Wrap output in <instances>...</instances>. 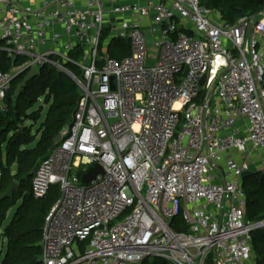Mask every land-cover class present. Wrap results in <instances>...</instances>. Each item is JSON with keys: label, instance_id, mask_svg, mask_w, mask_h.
Here are the masks:
<instances>
[{"label": "built area", "instance_id": "1", "mask_svg": "<svg viewBox=\"0 0 264 264\" xmlns=\"http://www.w3.org/2000/svg\"><path fill=\"white\" fill-rule=\"evenodd\" d=\"M0 51L15 57L0 111L45 64L81 90L32 174L33 197L60 193L41 264L253 263L264 217L247 218L242 173L264 172V12L229 24L200 0H0Z\"/></svg>", "mask_w": 264, "mask_h": 264}, {"label": "trees", "instance_id": "2", "mask_svg": "<svg viewBox=\"0 0 264 264\" xmlns=\"http://www.w3.org/2000/svg\"><path fill=\"white\" fill-rule=\"evenodd\" d=\"M201 4L214 10L221 20L233 24L244 16H254L264 9V0H200ZM110 54L120 57L125 53L124 44L113 43ZM75 59L78 54L74 55ZM12 60L5 56L0 59V70L9 69ZM66 67L77 77L80 71L73 63ZM23 75L14 79L5 97L6 108L0 111V192L12 180H18L17 191L12 198L0 201V224L6 217L8 209L18 200L9 222L4 229L6 251L0 264H23L37 257L41 248L40 239L44 217L56 199V191L42 198H35L31 193V179L34 169L47 156L54 146L53 139L70 120L75 111L81 90L77 83L66 73L60 72L51 64H45L39 74L27 82L16 101H12L15 85ZM47 105L43 120L36 133L32 127L22 124L23 119L37 121L42 107L34 110L37 102ZM13 106L9 111L8 106ZM33 109V110H32ZM32 110L31 114H27ZM39 135L36 138V135ZM14 166V170L12 167ZM244 186V184H243ZM246 193V215L251 220L264 217V172L257 171L250 176V186L244 187ZM178 216L174 228L185 226ZM254 263L264 264V228L254 230L251 235ZM37 264H41V261ZM143 264H165L163 260L148 259Z\"/></svg>", "mask_w": 264, "mask_h": 264}, {"label": "water", "instance_id": "3", "mask_svg": "<svg viewBox=\"0 0 264 264\" xmlns=\"http://www.w3.org/2000/svg\"><path fill=\"white\" fill-rule=\"evenodd\" d=\"M260 12H264V9H262ZM14 60H15V57H12V61H14ZM60 72L61 71H57V75H59ZM38 74H39V71L34 69V68L30 69L29 71H27L24 74L22 79L15 85V88H14L13 93H12V101L17 100L18 96L21 93V90L26 86L27 82L30 81L35 76H37ZM18 76H20V75H18ZM110 84H111V88L114 89V77L110 78ZM59 140H60V133H58L55 136V138L53 139V142L56 143ZM102 172H103L102 168L99 165H96V166L92 167L88 172H86L85 174L82 175V181L88 182V181L92 180L96 176V174L102 173ZM253 173H254L253 171H245L242 173V178L244 179L248 176H251ZM17 189H18L17 183L14 180H12L10 182V184L2 192H0V201L3 199H6V198H12L13 193L15 191H17ZM38 262H39V259L37 257H34L33 259H31L28 262L23 263V264H37Z\"/></svg>", "mask_w": 264, "mask_h": 264}, {"label": "rangeland", "instance_id": "4", "mask_svg": "<svg viewBox=\"0 0 264 264\" xmlns=\"http://www.w3.org/2000/svg\"><path fill=\"white\" fill-rule=\"evenodd\" d=\"M155 53H156V51L155 50H151L150 52H149V56L150 57H154L155 56ZM5 56H6V54H5V52H1L0 51V59H3V58H5ZM5 102V101H4ZM6 103V102H5ZM9 108V111H11L12 109H13V106L11 105V106H8ZM38 107H42V110L40 111V118L37 120V121H35V120H32V119H23V121H22V124L24 125V126H29V127H32V132L34 133H36V130H37V128H38V126H39V124H40V122L43 120V118H44V115H45V111H46V109H47V105H45V104H42V102H40V101H38L37 102V104H35V106L33 107V109L34 110H36V109H38ZM32 109V110H33ZM32 110H28L27 111V114H31L32 113ZM38 134L36 135V138H38ZM12 170H14V166L12 167ZM262 172V171H261ZM15 182L16 183H18V180H15ZM243 184H244V187L246 188V187H249L250 186V176H248V177H246V178H244V181H243ZM52 189H51V191L50 192H54V191H56V199L58 198V196H59V187L58 186H56V185H53L52 187H51ZM3 190H1V192H2ZM55 199V200H56ZM21 202V200H18L14 205H12L9 209H8V211H7V213H6V217H5V219L2 221V223L0 224V261L2 260V258H3V256H4V254H5V251H6V240H5V237H4V229H5V227H6V225H7V223L9 222V220H10V218H11V216H12V214H13V212L15 211V209H16V207H17V205L19 204ZM180 202V205L182 206V201L180 200L179 201ZM248 218V217H247ZM180 221H181V219H179ZM153 259H148V262H151ZM252 264H255L254 263V256H253V263Z\"/></svg>", "mask_w": 264, "mask_h": 264}]
</instances>
